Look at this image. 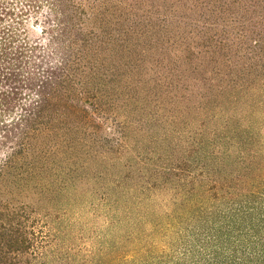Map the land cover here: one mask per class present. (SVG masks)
Instances as JSON below:
<instances>
[{
    "label": "trees",
    "instance_id": "16d2710c",
    "mask_svg": "<svg viewBox=\"0 0 264 264\" xmlns=\"http://www.w3.org/2000/svg\"><path fill=\"white\" fill-rule=\"evenodd\" d=\"M0 264H264V0H0Z\"/></svg>",
    "mask_w": 264,
    "mask_h": 264
}]
</instances>
